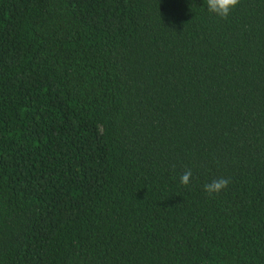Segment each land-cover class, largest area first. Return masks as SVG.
<instances>
[{
	"label": "trees",
	"instance_id": "1",
	"mask_svg": "<svg viewBox=\"0 0 264 264\" xmlns=\"http://www.w3.org/2000/svg\"><path fill=\"white\" fill-rule=\"evenodd\" d=\"M0 264H264V0H0Z\"/></svg>",
	"mask_w": 264,
	"mask_h": 264
},
{
	"label": "clouds",
	"instance_id": "2",
	"mask_svg": "<svg viewBox=\"0 0 264 264\" xmlns=\"http://www.w3.org/2000/svg\"><path fill=\"white\" fill-rule=\"evenodd\" d=\"M239 3V0H206L207 10L216 16L227 19L230 11ZM192 171L185 170L180 176V184L187 186L190 183ZM230 183L227 178L213 179L211 182L203 185V191L209 196L219 194L220 191L225 189Z\"/></svg>",
	"mask_w": 264,
	"mask_h": 264
}]
</instances>
